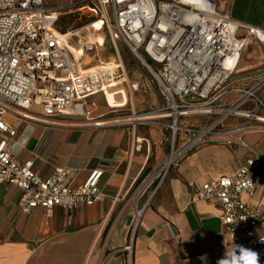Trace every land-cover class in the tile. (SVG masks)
Here are the masks:
<instances>
[{
    "label": "built area",
    "instance_id": "built-area-1",
    "mask_svg": "<svg viewBox=\"0 0 264 264\" xmlns=\"http://www.w3.org/2000/svg\"><path fill=\"white\" fill-rule=\"evenodd\" d=\"M66 13L88 25L101 21L103 38L127 47L160 93L162 106L152 111L163 117L153 120L169 121L167 156L133 181V228L170 168L188 153L208 144L240 146L249 157L232 174L195 186L193 194L217 201L227 240L257 251L264 264V206L242 201V195L253 194L256 168L263 163L242 135L264 132V69L237 77L244 53L264 49V30L232 20L217 0H0V185L20 190L18 210L58 206L71 213L79 205L91 206L104 198L98 186L102 170H90L80 184H73L75 170L69 167H56L41 178L30 161L20 163L13 155L9 140L16 130L4 122L5 115L20 122L91 127L150 121L127 120L136 113H122L125 106H107L106 114L90 116L92 96L101 94L105 101L104 91L124 79L115 74L119 67L110 69L100 60L82 70L81 59L57 35L58 19ZM82 47L88 51V44ZM191 116L200 119L182 123ZM231 118L242 121L226 123ZM126 249L130 254L131 245Z\"/></svg>",
    "mask_w": 264,
    "mask_h": 264
},
{
    "label": "crops",
    "instance_id": "crops-1",
    "mask_svg": "<svg viewBox=\"0 0 264 264\" xmlns=\"http://www.w3.org/2000/svg\"><path fill=\"white\" fill-rule=\"evenodd\" d=\"M217 2L232 20L264 30V0ZM105 65L110 69L122 66ZM263 69L264 49L253 47L244 53L237 77ZM114 91H104L108 106H126L129 97ZM92 100L95 108L90 116L108 112L101 94ZM3 119L16 130L9 143L14 142L12 153L18 162L30 161L41 178L56 167L72 168L73 184H80L90 170L100 169L98 186L104 198L91 206L79 205L71 213L58 206L22 212L16 207L20 190L0 185V264H216L233 252L234 246L221 230L220 204L197 199L193 188L232 174L249 157L244 148L208 144L188 153L170 168L133 228V181L153 159L146 132L132 126L20 122L11 115ZM241 121L231 118L226 123ZM242 139L263 159L256 168L253 194L242 195V201L254 208L264 206V132L249 130ZM205 254L206 261L201 260Z\"/></svg>",
    "mask_w": 264,
    "mask_h": 264
},
{
    "label": "rangeland",
    "instance_id": "rangeland-1",
    "mask_svg": "<svg viewBox=\"0 0 264 264\" xmlns=\"http://www.w3.org/2000/svg\"><path fill=\"white\" fill-rule=\"evenodd\" d=\"M58 25L65 31L62 33L65 34L63 39H69L70 44L68 45H70L72 51L74 50L75 56L82 58L85 63L88 62L81 65H85L86 68L94 67L97 64V60L110 65L122 64L116 69L115 74L120 77L118 79H124V81L120 85H118L119 82L116 83L115 87L110 89L122 90L124 87L129 101L122 113L129 114L130 109H133L136 114L147 113L162 106L157 87L149 71L140 61L134 58L122 42L116 41L114 44L107 36L105 38L102 37L103 33L100 31L101 22L88 25L83 19H78L77 15L66 13L59 17ZM84 43L93 44L90 50L85 51V54L82 47ZM133 84H136L135 89L131 88ZM105 106H107L106 102ZM105 106L103 110H107ZM196 119L200 118L191 116L182 118V121L193 123L196 122ZM157 122H161L163 125H159ZM168 122L166 119L150 120L147 124L136 126V129L146 132L152 147L153 154H151V157L153 159L148 169L155 168L167 156L170 144V131L165 125ZM160 148L161 154L158 156ZM157 156L158 158H156ZM134 221L135 213L132 217V222Z\"/></svg>",
    "mask_w": 264,
    "mask_h": 264
},
{
    "label": "clouds",
    "instance_id": "clouds-1",
    "mask_svg": "<svg viewBox=\"0 0 264 264\" xmlns=\"http://www.w3.org/2000/svg\"><path fill=\"white\" fill-rule=\"evenodd\" d=\"M200 259L206 261V254L201 256ZM216 264H260V254L242 244H235L233 252L231 254H226L223 258L219 259Z\"/></svg>",
    "mask_w": 264,
    "mask_h": 264
},
{
    "label": "bare ground",
    "instance_id": "bare-ground-1",
    "mask_svg": "<svg viewBox=\"0 0 264 264\" xmlns=\"http://www.w3.org/2000/svg\"><path fill=\"white\" fill-rule=\"evenodd\" d=\"M219 8H220V10H224V11H226V9H225V7H223V4H219ZM96 22H101V21H96ZM95 23V22H94ZM101 24H102V22H101ZM57 35H58V37L62 40V42L64 43V44H66L67 46H68V48H69V50H70V52H71V54L74 56V52L72 51V49L70 48V45H68V44H70L69 42H67V38H66V40H64L63 39V37L65 36V34H62V33H57ZM73 46H75V45H73ZM91 49V46L88 44V50H90ZM85 52V51H84ZM74 58L76 59V60H78L75 56H74ZM84 69H87V68H83L82 70H84ZM116 83H118V82H116ZM120 83V82H119ZM122 91V94L125 96V97H127V94H126V92H125V90H121ZM105 96V95H104ZM105 100H106V98H105ZM107 106H108V104H107ZM163 117V115H161V113L159 112V111H152V112H147V113H141V114H135V115H133V116H130V118L129 119H127V120H141V121H149V120H153V119H158V118H162ZM169 161H170V159H168V160H166L163 164H162V167H166V165L169 163Z\"/></svg>",
    "mask_w": 264,
    "mask_h": 264
},
{
    "label": "trees",
    "instance_id": "trees-1",
    "mask_svg": "<svg viewBox=\"0 0 264 264\" xmlns=\"http://www.w3.org/2000/svg\"><path fill=\"white\" fill-rule=\"evenodd\" d=\"M57 31L60 32V33H64L65 32L59 25L57 26Z\"/></svg>",
    "mask_w": 264,
    "mask_h": 264
}]
</instances>
